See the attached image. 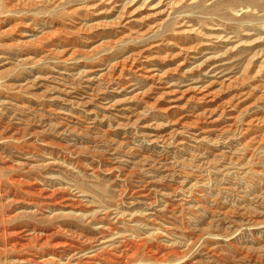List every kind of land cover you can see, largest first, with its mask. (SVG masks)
<instances>
[{
    "label": "rangeland",
    "instance_id": "obj_1",
    "mask_svg": "<svg viewBox=\"0 0 264 264\" xmlns=\"http://www.w3.org/2000/svg\"><path fill=\"white\" fill-rule=\"evenodd\" d=\"M0 15L38 44L0 45V264H264V0Z\"/></svg>",
    "mask_w": 264,
    "mask_h": 264
},
{
    "label": "bare ground",
    "instance_id": "obj_2",
    "mask_svg": "<svg viewBox=\"0 0 264 264\" xmlns=\"http://www.w3.org/2000/svg\"><path fill=\"white\" fill-rule=\"evenodd\" d=\"M4 1V0H3ZM21 1V0H20ZM37 2H44L45 0H36ZM112 2V1H111ZM12 1H8L7 2V4L8 5H10V6H13L12 4ZM95 3V2H94ZM97 3V2H96ZM17 4H19V5H24L25 3H24V1H22V2H17ZM16 4V5H17ZM9 6V7H10ZM87 5H85V7H86ZM81 7V6H80ZM82 8V7H81ZM20 9V8H19ZM3 16V15H2ZM0 17H1V15H0ZM2 20V22L4 23V24H6V26L5 27H2L1 25H0V37H1V39H0V45L2 46V47H4V48H9V49H11L12 48V46H24V47H28L29 45H32V48H33V50H32V48L28 51V53L26 52V54H27V56H26V58H29V54H36L37 53V48H36V46H38V44L37 45H34L33 44V42H30L29 40H27V39H24V37H25V33L22 31V30H20V26H21V20H15L14 21V23L13 24H10L11 23V19H10V17H8V15H5V16H3V18L1 19L0 18V21ZM85 24V23H84ZM97 24V23H96ZM98 26V25H97ZM27 31V30H26ZM128 34V33H127ZM124 35V34H123ZM123 37V36H122ZM118 40V39H117ZM15 41V42H14ZM152 46H154V45H152ZM155 47V46H154ZM93 49V48H92ZM8 50V49H7ZM43 51H46V53H51V51H50V48H47V50H46V48L43 50ZM184 51H185V49H184ZM3 52V51H2ZM71 53H73V51L71 52ZM181 53V52H180ZM182 53H184V52H182ZM6 54V53H5ZM136 54V53H135ZM148 54V53H147ZM70 55H73V54H70ZM188 55V54H187ZM128 56H126V58H127ZM130 57H131V59H129V60H127V61H130L129 62V67L130 66H132V68H136V66H137V64H135L134 65V62H136L135 61V58H132V56L130 55ZM134 57V56H133ZM144 57V56H143ZM9 57H8V55H6V56H3V55H0V65H2V63L4 64V63H8V61H7V59H8ZM4 59H6V62L4 61V62H2ZM24 59V58H23ZM123 59V58H122ZM145 59V58H144ZM148 59V58H147ZM144 62H145V60H144ZM114 64V66H115V63H113ZM119 65H120V63H119ZM134 65V66H133ZM122 66V65H121ZM119 67V66H118ZM139 67V66H138ZM146 67V66H145ZM113 68V67H112ZM121 68V67H120ZM119 68V69H120ZM118 69V70H119ZM143 70V69H142ZM147 70V69H146ZM124 73H125V71H123ZM127 72V71H126ZM139 72V71H138ZM117 73H119V72H117ZM133 73H134V71H133ZM135 73H137V72H135ZM140 73H142V72H140ZM130 74H131V72H130ZM129 74V75H130ZM125 75H127L128 76V74H125ZM151 75H153V74H151ZM139 76H140V74H139ZM142 76V75H141ZM132 77V76H131ZM150 78H152V77H150ZM96 79V78H95ZM154 79V78H153ZM11 86V85H10ZM160 94V93H159ZM164 94V93H163ZM167 94V93H166ZM204 97H208V96H210L209 94H207V93H204ZM175 99V98H174ZM177 99V98H176ZM179 99V98H178ZM243 99V98H242ZM241 99V100H242ZM158 100V99H157ZM171 100V99H170ZM190 100V99H189ZM193 100V99H192ZM204 100H206V99H204ZM236 100V99H235ZM173 101V100H172ZM218 101V100H217ZM171 102V101H170ZM204 102V101H203ZM191 103V102H190ZM180 104V103H179ZM196 104V103H195ZM212 104V103H211ZM210 104V105H211ZM217 104V103H216ZM203 105V104H202ZM215 105V104H214ZM176 105H175V102H174V104H172L171 105V107H175ZM183 106V105H182ZM182 106H180V107H182ZM198 106V105H197ZM162 107V106H161ZM160 107V108H161ZM165 107V106H164ZM170 107V106H169ZM168 106H167V109L169 108ZM177 107V106H176ZM200 107V106H199ZM207 107V106H206ZM211 108H212V105L210 106ZM217 107H218V105H217ZM230 107V106H229ZM236 107V106H235ZM205 108V107H204ZM234 108V107H233ZM159 109V108H158ZM220 109V108H219ZM157 110V109H156ZM166 110V109H165ZM170 110V109H169ZM177 110V109H176ZM204 110V109H203ZM207 110H209L208 108H207ZM212 110H214V109H212ZM235 110H236V108H235ZM179 111V110H178ZM228 111V110H227ZM234 111V110H233ZM157 112V111H156ZM166 112V111H165ZM172 112V111H171ZM170 112V113H171ZM240 113V112H239ZM167 114V113H166ZM257 114V113H256ZM156 115V114H155ZM186 115V114H185ZM229 116V115H228ZM256 116V115H255ZM258 116V115H257ZM223 117V116H222ZM183 119H185V118H183ZM224 119V118H223ZM233 119V118H232ZM249 119V118H248ZM251 119V118H250ZM219 120V119H218ZM195 121V120H194ZM213 121V120H212ZM216 122V121H215ZM225 122V121H224ZM260 122H262V121H260V119H258V118H255L254 120H249L248 122H246V125L248 126V127H250V126H252V125H258V124H260ZM173 123V122H172ZM188 123V122H187ZM236 123V122H235ZM214 124V123H213ZM226 124V123H225ZM224 125V124H223ZM150 126V125H149ZM220 126V125H219ZM228 126V125H227ZM245 126V125H244ZM212 127V126H211ZM210 127V128H211ZM226 127V126H225ZM195 128V127H194ZM232 128H234V127H232ZM209 129V128H208ZM175 130V129H174ZM253 130V129H252ZM251 130V131H252ZM177 131V130H176ZM250 131V132H251ZM257 131V130H256ZM209 133V132H208ZM245 133V132H244ZM243 133V134H244ZM248 133V132H247ZM253 133V132H252ZM259 133V132H258ZM251 134V133H250ZM242 135V134H241ZM246 135V134H245ZM252 135H254V134H252ZM252 135H250V137L252 136ZM256 136V135H255ZM261 136H264V135H262L261 134ZM246 137V136H245ZM244 138V137H243ZM252 139H253V137H252ZM251 139V140H252ZM256 139V138H255ZM249 141V140H248ZM13 179V178H12ZM15 179V178H14ZM18 179V178H17ZM21 179V178H20ZM11 182V181H10ZM20 183V182H19ZM13 184V183H12ZM31 185L32 184H26V187H25V189H24V192H29V193H32L34 190H36L37 188L35 187V188H33V187H31ZM39 192V190L37 191V193ZM46 196H48V195H46ZM6 228V227H5ZM7 229V228H6ZM9 230V229H8ZM5 234V233H4ZM7 234V233H6ZM83 234V233H82ZM11 235V234H10ZM98 235V234H97ZM6 236V235H5ZM7 237V236H6ZM94 238V237H93ZM29 240V239H28ZM25 241H27V235L26 234H22V233H18L17 234V236L15 235L14 236V238H13V244L14 243H18V244H22V243H24ZM4 242V241H3ZM6 244V243H5ZM4 246V245H3ZM9 246V245H8ZM7 247V246H6ZM72 248V245L71 244H68V243H63L60 247H58V249H60L62 252L63 251H65V250H67V251H71L70 249ZM85 250V249H84ZM66 251V252H67ZM88 252V251H87ZM59 253V252H58ZM57 254V253H56ZM87 256H89L90 258H94L95 256H97L96 254H92V255H87ZM44 258H46V257H44ZM83 258H81L80 259V264H86L87 262H88V260L89 259H87L86 258V260H82ZM20 264H23V263H27V262H31V263H33V264H45L46 262H48V259H38V257L37 258H35L34 256H32V257H28L27 255H22V256H20V257H18V260H17ZM96 260H94V262H95ZM91 264H93V263H91Z\"/></svg>",
    "mask_w": 264,
    "mask_h": 264
}]
</instances>
